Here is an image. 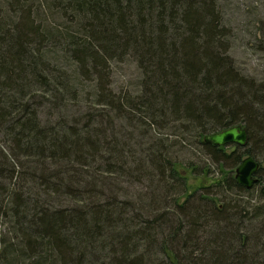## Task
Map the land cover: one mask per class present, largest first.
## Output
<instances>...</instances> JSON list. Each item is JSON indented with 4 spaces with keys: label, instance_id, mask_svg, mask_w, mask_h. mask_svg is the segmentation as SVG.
<instances>
[{
    "label": "trees",
    "instance_id": "1",
    "mask_svg": "<svg viewBox=\"0 0 264 264\" xmlns=\"http://www.w3.org/2000/svg\"><path fill=\"white\" fill-rule=\"evenodd\" d=\"M3 1L0 221L11 226L0 235V264H264V202L243 196L259 186L264 199L262 167L249 189L231 173L243 156H264V82L235 66L216 0H7L2 10ZM56 14L66 21L54 23ZM51 43L64 47L81 77L96 74L99 113L81 114L73 104L83 119H52L80 91L75 75L59 73L43 56ZM126 56L142 77L124 101L102 81L109 61ZM131 111L138 117L130 126L164 121L194 133L221 176L190 189L151 136L152 146L130 166L159 185L131 206L115 180L129 166L123 139L134 137L106 120L109 112L127 119ZM236 124L247 129L244 146L203 142ZM172 182L180 189L171 192Z\"/></svg>",
    "mask_w": 264,
    "mask_h": 264
},
{
    "label": "rangeland",
    "instance_id": "2",
    "mask_svg": "<svg viewBox=\"0 0 264 264\" xmlns=\"http://www.w3.org/2000/svg\"><path fill=\"white\" fill-rule=\"evenodd\" d=\"M7 1V0H6ZM3 1L1 4V9L6 10L8 3ZM217 8L221 15V23L225 27L228 40V54L234 60V64L237 69L244 75L254 79L256 82H264V0H216ZM37 5V4H34ZM42 11V8L41 10ZM56 13V12H55ZM61 21L65 22V19L60 18L57 14L55 15L54 23ZM49 25H53L52 23ZM67 26V24L65 25ZM64 47L60 44H48L45 45L44 57L52 68L58 70L59 73H64L65 75H75V81L77 84V89L80 91V96L78 99L72 101L68 100L69 105L61 109L55 108L52 110V119H56L62 115L75 113L74 119L76 117H82L81 114L84 113V109L95 108V113H99L102 109L95 103V91L97 87V76L96 74L90 72L86 77H81L76 65L71 61L69 54L65 53ZM109 76H105V80L102 83L106 84V87L111 89L112 94L119 96L121 100L124 97L127 99L129 96L133 97L137 94L140 89L141 72L138 69L136 63L134 62L132 56H126L122 61L110 60L108 64ZM104 79V78H103ZM65 97L67 94L64 95ZM116 99V98H115ZM117 100V99H116ZM79 105L83 108L82 113L78 114L76 110L77 106L72 109V105ZM50 112L49 108L45 109L46 113ZM110 113V118L106 117L107 126L111 129H122V134H128L131 132L134 137L131 142L127 139H123V142L128 143V157L124 158V161H128L125 166L127 170L122 177H117L115 180L116 185H118V193L123 195V199H129L131 206L135 208L139 207V198L150 189L155 188L159 185L157 177L153 178L149 176L143 177L139 172L138 168L135 166H130V159L132 156L140 157V152L146 146H152L151 136L157 137L161 140L160 149L166 150L165 155L170 157L174 162V167L180 173L181 176L185 177L187 186L192 189L197 186L207 185L208 182H212L216 177L221 176V170L217 166L218 164H213L209 155H206L202 144L199 142L198 137L194 136V133L183 134V132L178 131L174 125L175 123L167 124L164 121L158 122L157 125L145 126H130L129 123L138 117V113L134 116L135 112L131 111L126 117L122 119L116 118L113 112ZM146 123H148L146 121ZM114 124L116 126L114 127ZM146 134V135H144ZM120 138V133L117 135V140ZM146 140L144 142L142 140ZM142 140V141H141ZM165 142H164V141ZM141 141V143H140ZM157 140H154L155 143ZM160 144V143H159ZM231 149L230 146L226 148L227 151ZM259 152V149H256ZM259 154V153H258ZM245 156H243L244 158ZM255 160L259 162L261 169L262 185L264 186V156L259 154L256 155ZM98 163H94L96 169L99 168ZM101 166L103 163L101 162ZM209 167V169L204 170V168ZM116 168V167H115ZM226 169V168H225ZM234 176L235 168H232L231 172ZM171 192L179 190L180 187L172 182ZM175 184V186H173ZM211 195H214L216 201L218 197V190L215 187H210ZM259 186L253 188L249 194H244V200L246 198H251V202H264V199L259 198ZM175 190V191H176ZM118 194V195H119ZM242 196V195H241ZM162 208H160L161 210ZM125 211L128 215L134 210L126 208ZM172 224V222H171ZM11 226V223H6L0 221V235L7 236V230ZM258 223L247 224V227L256 228ZM246 228V230L248 229ZM197 231V235L200 239L206 236V229ZM245 233V230H243ZM246 234V233H245ZM206 239V238H204ZM264 254V252L260 253Z\"/></svg>",
    "mask_w": 264,
    "mask_h": 264
},
{
    "label": "water",
    "instance_id": "3",
    "mask_svg": "<svg viewBox=\"0 0 264 264\" xmlns=\"http://www.w3.org/2000/svg\"><path fill=\"white\" fill-rule=\"evenodd\" d=\"M247 129L241 124H236L232 127L221 131L205 135L203 142L213 145L223 146L229 143H234L239 146H244L247 143ZM259 169V162L252 156L244 157L235 168L234 177L238 183L249 189L257 181L255 174Z\"/></svg>",
    "mask_w": 264,
    "mask_h": 264
}]
</instances>
